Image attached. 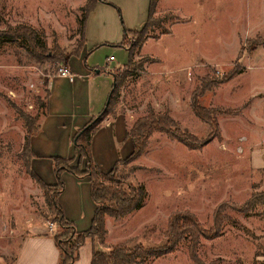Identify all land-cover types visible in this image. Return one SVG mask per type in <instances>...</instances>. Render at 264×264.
Wrapping results in <instances>:
<instances>
[{
    "label": "rangeland",
    "instance_id": "rangeland-1",
    "mask_svg": "<svg viewBox=\"0 0 264 264\" xmlns=\"http://www.w3.org/2000/svg\"><path fill=\"white\" fill-rule=\"evenodd\" d=\"M85 1L0 0V33L29 26L41 33L40 40L47 48L55 42L70 55L78 43V21ZM115 2L120 6L122 3L125 11L116 5L117 9L110 7V14L103 17L108 27L104 37L110 40L115 38V31L123 38L126 24H138L130 8L131 0ZM155 6L154 23L146 31L140 53L134 50L130 66H124L127 54L112 45L111 54L119 68H111L109 73L119 86L108 112L110 117H131L128 129L151 108L154 113H167L181 130L204 139L210 132L209 126L200 122L189 106L195 89L202 83L217 81L237 62L240 69H245L246 62L248 67L257 68L262 83L251 81V72H247L241 76L242 81L233 79L216 85L199 98L203 107L224 111L216 116L220 138L203 149L190 151L155 133L136 162L124 163L125 158L120 161L118 173L127 183L142 185L146 196L140 208L127 217L109 218L104 246L125 241L144 248L161 246L173 213H190L207 229L214 210L224 205L225 214L239 227L224 221L220 237L212 241L201 239L197 261L264 264V202L246 213L235 209L258 194L264 195V168L253 167L251 163V151L259 148L253 133H259V127L264 130V103L255 106L262 95L251 96L264 86V49L255 50L264 42V0H156ZM133 39L127 37L126 49ZM26 46L23 41H0V220L8 226L21 225V229L27 227L28 220L49 223L53 214L47 209L42 190L22 163L25 129L13 106L33 116L37 99L42 101L45 97L46 77L57 72V66L48 62L19 66L25 62ZM103 53L100 50L94 55L98 63L105 60ZM249 53L250 57L245 58ZM68 60L84 64L83 58L76 56ZM148 70H157L162 75L150 76ZM71 159L74 161L70 167H74L76 151ZM10 260L0 255V264H9ZM144 264L196 263L190 258L184 240L173 253L148 258Z\"/></svg>",
    "mask_w": 264,
    "mask_h": 264
},
{
    "label": "trees",
    "instance_id": "trees-1",
    "mask_svg": "<svg viewBox=\"0 0 264 264\" xmlns=\"http://www.w3.org/2000/svg\"><path fill=\"white\" fill-rule=\"evenodd\" d=\"M98 2L102 0H86L81 9V17L78 21V43L72 54L66 55L60 47L54 42L51 48H47L40 40L41 33L29 26H17L14 29H6L0 33V41L7 43L23 41L26 43L24 49V60L19 66L43 65L51 63L59 68L66 66L70 56H78L84 44V28L88 14L95 8ZM156 0H149L147 21L139 31H126L121 45L123 47L128 36H132L133 44L127 48L128 63L131 65V59L135 49H140L145 42L146 31L153 25V13ZM118 12V11H117ZM119 14V12H118ZM264 44V42H263ZM241 69L234 64L233 69L224 74L217 81H208L198 89H195L191 95L190 109L194 116L202 123L209 126L210 132L204 139L189 134L181 130L177 123L167 114L154 113L148 108L146 114L137 118L127 129L126 137L131 141L132 150L130 154L122 160L130 164L136 162L144 153L147 143L155 133L163 134L172 141L183 145L190 151H199L208 145L212 140L220 138L219 125L216 119L221 111L217 108H205L200 104L199 98L206 92L212 90L216 85L231 81L240 73ZM112 76V74H111ZM113 86L105 109L97 116L93 117L84 127L79 129L73 136L72 142L74 150L77 152L76 164L70 167L73 159L52 158L53 172L55 176V185H47L39 179L31 169V159L33 157L30 148V138L39 130L38 120L40 114H43L45 108V97L42 101L37 99V112L33 115H25L18 108L13 106L20 119H22L25 134L21 148L22 163L26 173L33 179L42 190L43 198L46 202L48 211L53 214L51 224L54 225V234L52 235L54 243L59 250L58 264H73L78 258V250L86 238L93 242L91 264H144L148 258H159L169 255L175 251L177 246L184 240L188 243V254L193 262L197 261L196 252L201 239L212 241L220 237L223 228V222L228 221L234 227L239 225L230 219L225 211L224 205H219L213 212L212 221L207 229L201 227L197 219L190 213L177 212L169 217L167 228L164 231V244L153 248H144L140 245L131 246L130 241H125L116 245L104 246L106 230L104 226L105 217L115 220L123 219L133 211L140 208L143 199L146 196L145 190L140 184H129L126 178L119 174L117 161L112 169L102 173L95 165L91 157V138L99 128L103 117L108 115L109 109L117 98V89L119 83L114 77ZM133 170V169H132ZM69 172L75 177H87L90 181V196L95 204V210L88 230L77 232L71 222H69L61 211L57 198L63 190L62 173ZM264 195L258 194L250 198L242 206L235 208L239 212H250L257 206L263 204Z\"/></svg>",
    "mask_w": 264,
    "mask_h": 264
},
{
    "label": "crops",
    "instance_id": "crops-1",
    "mask_svg": "<svg viewBox=\"0 0 264 264\" xmlns=\"http://www.w3.org/2000/svg\"><path fill=\"white\" fill-rule=\"evenodd\" d=\"M102 1L98 2L87 16L84 44L80 54L76 56L79 59L83 58L84 64L67 61L66 68L72 75V79L56 74L46 78L47 96L44 112L40 114L38 120V132L30 138L33 155L30 164L35 175L47 185L56 183L51 159L68 160L73 158L75 155L73 136L105 109L113 86V78L109 71L111 68H119V65H115L116 57L111 54V48L114 47L112 45L116 46L115 50L123 51L128 57L127 49L121 45L123 38L118 35L117 31H115V38H111V40L104 37L108 32V27L105 26L103 17L105 14H110V7L116 8L119 2H115V0ZM131 1L130 8L138 24L137 26L126 24V31H139L147 21L149 0ZM118 6L122 11H125L122 3L121 6ZM126 15L130 17L128 12ZM153 15H156V12ZM255 34L257 32L253 33V35ZM257 49L263 50L264 44H259L255 47V50ZM100 50L104 52L105 60L98 63L94 55ZM138 52L140 53V50ZM109 57H113V61L109 62ZM247 57H250V53L246 54L245 58ZM243 66L245 69L241 68L240 73L233 79L241 80L243 74L251 72V81H261V74L258 73L257 68L248 67L247 62ZM148 73L150 76L162 75V72L157 70H148ZM255 92L251 93L252 97L262 95V98L257 99L255 103V106L258 107L264 103V86L260 92L256 94ZM248 96L251 97L249 94ZM131 121V117L127 119L123 115L114 117L107 115L92 136L91 157L102 173L110 171L117 161L130 154L132 146L131 141L126 137V131ZM259 128H261L259 133H253V138L259 141V148L251 151V163L253 167L264 168V130L262 127ZM259 150L260 152H257ZM62 180L64 187L57 201L63 216L73 224L77 232L86 231L90 227L95 210V204L90 196V181L87 177L78 178L69 172L62 173ZM110 222L109 217H105L106 235V227ZM26 223L27 227L21 229V225L8 226L6 221L0 220V255L11 258L9 264H58L59 250L52 237L53 229L49 230L50 222H46L45 225L41 221L28 220ZM93 247L92 240L86 238L79 248L78 258L73 264H91Z\"/></svg>",
    "mask_w": 264,
    "mask_h": 264
},
{
    "label": "built area",
    "instance_id": "built-area-1",
    "mask_svg": "<svg viewBox=\"0 0 264 264\" xmlns=\"http://www.w3.org/2000/svg\"><path fill=\"white\" fill-rule=\"evenodd\" d=\"M108 61L109 62L113 61V57H109ZM55 74L57 76L72 79V75L69 73L68 69L65 66L62 68H59ZM48 77L49 76H47L46 78H48ZM263 110H264V107H263ZM52 229H53V224H49V230L51 231Z\"/></svg>",
    "mask_w": 264,
    "mask_h": 264
}]
</instances>
